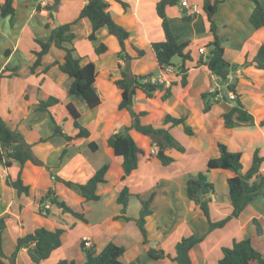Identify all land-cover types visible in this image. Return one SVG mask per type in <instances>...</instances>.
<instances>
[{"label": "crops", "instance_id": "0c3cea01", "mask_svg": "<svg viewBox=\"0 0 264 264\" xmlns=\"http://www.w3.org/2000/svg\"><path fill=\"white\" fill-rule=\"evenodd\" d=\"M2 1L0 0V4ZM17 1H13L15 12L11 19L9 16L0 15V71L5 66L17 68L15 74L7 75L8 71H5L0 75V116L12 129L19 130L24 135L25 140L31 144L33 154L44 165L26 161L21 168L23 182L31 186V193L27 195L17 193L6 184L8 170L0 164V217H3L6 223L1 235L4 254L9 256L15 249L17 238L35 228L45 227L53 230L59 226L65 230L61 235V246L54 249L48 258L33 263L27 249L21 247L16 252L14 264H55L62 258L72 259L81 264L85 261L80 247L82 240H87L88 245H94L96 252H100L108 242L123 246L124 252L119 259L126 264H176L169 258L152 259L147 255V250L162 249L174 255V246L179 239L205 232L203 240L196 243L188 252L192 264H218L222 256V247L231 246L234 240L245 236L251 237L254 248L264 256L263 195L253 197L238 217L231 218L223 226L210 231H207V219L197 203L190 201L186 195L188 178L202 168L205 169L208 158L218 155V141L225 143L231 151L241 152L242 171L248 169L254 150H258V154L263 157L260 171H264V69H257L251 62L257 49L264 45V26L254 28L249 21V15L254 7L253 0H219L212 15V21L224 48V58L231 64L227 81L235 82V92L239 100L252 114L251 121H236L231 128H225L222 119V114L230 108L231 102L219 99L209 112L202 113L203 101L200 94L214 89H218L221 94L223 93L221 86L225 87L224 84L218 83V79L205 65H195V60L200 54L198 48L203 47L207 51L205 45L212 39L209 21L202 10V0H192L197 10L186 22L182 20L183 7L179 3L166 7V16L172 33L178 41H190L187 48L190 49L193 61L187 64L185 86L179 85L178 66L181 59L177 65L172 61L171 65L160 68L151 47L153 42L165 39L161 18L155 10L158 0H122L127 3L126 7L115 0H108L107 10L113 19L129 31V37L125 42L126 51L131 56L136 55L133 46L145 51L143 56L131 60L132 72L135 74L153 72L152 79L165 81L166 85L176 82L171 86V95L165 100L160 98L162 91H157L150 99L146 98L143 92H136L133 97L134 110L147 111V114L141 117V122L148 123L146 119H149L154 111L158 112L161 114V123L155 125L166 127L175 137L176 129L183 130V127L181 124H164L165 114L184 116L189 125L192 123L191 120L197 118L198 123V127L190 125L194 132L192 135L184 132L186 138L195 141L193 142L195 148H190L196 150V153L191 154V163L195 166L190 168L187 166L186 169L180 166L182 161L178 160L179 157L185 159L188 156L189 147L183 145V152L166 148L165 151L174 156V161L163 165L151 157L157 145L148 136L130 130L131 136L144 153L139 155L137 168L125 179H121V158L113 155L106 145L109 134L117 132L122 125L131 123L129 111L117 108L120 91L108 80L110 77H119L121 70L119 64L121 66L124 64L123 60L116 56L120 50L117 39L102 27L95 32L94 40L87 39L89 54H83L78 46L82 41H77L75 27L83 24L85 30L87 28L84 33L87 38L91 31L90 21L84 17L70 27L75 37L71 43L65 45L74 49L73 55L80 57L81 63L91 60L96 68V88L101 102L96 107L89 108L85 101L69 93L72 78L63 73L57 65L43 71L47 64L63 60L64 49L52 44L34 72L30 69L35 60L33 51L39 49L34 38L45 40L52 26L72 22L87 0H60L57 9L52 11V17H48V11L44 6L51 4L53 0H25L23 8ZM258 1L264 8V0ZM37 5H40L39 11L36 9ZM187 13H191L189 9ZM55 20L58 22L57 26ZM46 21L50 22L49 27L45 26ZM199 25L203 26V31ZM24 36L27 38L24 39ZM192 39L195 41L192 42ZM100 43L105 44L107 49L96 54L94 49ZM148 56L153 60L152 65L145 62ZM49 96L58 98L60 102L50 106L48 112L35 113L34 108L38 101ZM194 100H197L196 107H192ZM67 103L73 104L79 111L78 122L89 129L88 138L66 140L61 135H52V128L55 125L67 135L73 136L77 132L65 108ZM98 134L103 137V141L99 143L95 140ZM181 135L183 136L182 133ZM89 140H94L97 144L96 150L88 147ZM63 150L64 154L60 158ZM89 150L103 152L104 160L94 163L88 155ZM198 152L201 153L198 155ZM104 162H108V169L105 181L97 184L96 192L99 195L97 200H85L78 188L68 187L54 179V174H57L76 182H85ZM198 162L199 165H196ZM17 168L18 164L14 162L10 170L14 172ZM232 175V171L222 168L211 169L207 173L208 180L215 187L214 192L206 196L210 199L209 218L213 222L224 218L231 211L226 180ZM219 176L222 188L217 189L215 180ZM124 185H127L131 192L126 207V215L131 217L130 220L115 218L120 214L122 207L116 198ZM49 187L54 189L59 199L80 208L87 221H81L68 212H62L53 204L49 205L48 215L39 214L38 201ZM152 192L154 193L150 204L152 213L145 219L148 241L142 243L141 232L135 222L141 207L137 195L145 198ZM253 218L258 219L260 223L261 234H256L251 222ZM151 241L155 244L151 245ZM70 245L73 246L74 255L69 253ZM74 245L78 251L74 249ZM7 263L8 259L0 257V264ZM250 264L258 263L252 261Z\"/></svg>", "mask_w": 264, "mask_h": 264}, {"label": "trees", "instance_id": "16d2710c", "mask_svg": "<svg viewBox=\"0 0 264 264\" xmlns=\"http://www.w3.org/2000/svg\"><path fill=\"white\" fill-rule=\"evenodd\" d=\"M14 0H3L0 4V15L9 16L10 19L15 12L13 5ZM60 0H53L51 4H46L44 7L48 11V17H52V11L57 9ZM123 7L127 3L122 0H115ZM180 0H158L156 3V13L161 18V24L165 34L163 41H156L151 44L154 51L156 61L160 68H165L172 64V58L179 56L181 63L178 66L179 85L185 86L187 84V71L188 62L193 61L190 49L187 47L190 44L189 40L178 41L177 37L172 33L168 18L166 16V7L176 5ZM192 4V0H189ZM219 0H202V10L209 21L212 39L205 45L207 52L204 56L200 53L195 60V65H205L206 68L215 75L219 84L225 85L223 93L220 91L212 90L209 92H202L200 97L203 101L202 113H207L212 105L223 99L232 103L230 108L222 114L223 125L225 128H231L236 121L249 122L252 120V114L244 107L243 103L239 100L235 92V82H228V74L231 70V64L224 58V48L221 44L220 38L217 34L216 27L212 21V15L217 9ZM254 7L249 15V21L254 28L264 26V8L258 0H253ZM108 1L104 0H87V2L80 9L77 17L69 23H63L57 27L52 26L47 39L41 40L34 38L35 42L39 45L38 50H34L35 60L30 69L34 72L37 65L40 64L42 56L47 53L50 46L54 44L58 48L65 51L63 60L53 61L47 64L43 71L45 72L52 65H57L58 68L69 77L72 78L69 86V93L75 95L81 100L85 101L89 108H94L101 102L100 96L97 92L96 86V68L93 61L81 63V58L73 55V48L67 47L66 43H71L75 37L74 32L71 31V25L76 23L81 18H88L91 24V31L87 35V39L94 40L95 32L104 27L108 33L113 35L119 45L120 50L116 53L117 58L122 59L124 64H119L120 75L117 78L110 77L108 80L117 90L120 91V100L117 104L118 109H126L131 116V123L129 125H122L115 133H111L106 138V145L112 151L113 155L121 158L122 175L121 179H125L134 169L137 168L139 162V155L143 154L135 139L131 136L130 130L148 136L156 145V151L151 155L152 158L157 159L161 164L168 165L174 161L173 156L169 155L165 150L166 148H174L183 152L184 146L180 144L169 130L164 126H154L150 123H142L141 117L147 114L146 110L136 111L133 108V97L137 91L143 92L146 98L150 99L157 91H162L160 96L161 100L167 99L171 95V86L176 82H170L166 85L165 81L157 78L152 79L153 72H145L135 74L131 70V60L134 57H141L144 55V49L133 46L136 53L131 56L125 47V42L129 37V31L117 23L111 16ZM40 10V5L36 8ZM188 8L182 9V20L184 22L191 19L192 13H187ZM46 27L50 26V22L46 21ZM105 44H98L94 52L100 54L106 51ZM7 51V50H6ZM199 52V51H198ZM246 62V61H244ZM257 69H264V45H261L252 61ZM5 71L6 74H15L17 72L16 66H5L1 71L2 75ZM228 92H233L235 97L229 98ZM60 100L54 96H49L44 100H39L34 108L35 113L48 112L49 107L59 103ZM65 108L72 118L73 126L77 128L75 135H67L61 131L60 127L55 125L52 128V135H61L66 140H71L79 137L88 138L90 131L87 127L78 122L80 116L79 111L73 104H65ZM164 124L178 125L181 124L183 131L187 135H192L193 129L187 124L184 116H173L169 113L163 117ZM45 138H40L44 140ZM88 147L91 150L97 149V144L94 140H89ZM218 155L210 157L206 161L205 169L198 171L195 176L188 178L186 183L187 198L197 203L198 208L207 219L208 230L210 231L216 227L223 226L228 220L238 217L241 211L256 195L264 196V171H260V164L263 157L258 154V150H254L252 154L251 164L246 171H242L241 152L231 151L227 145L221 141L217 142ZM64 150L60 158H62ZM26 161H30L35 165H44V163L37 158L32 150L31 144L28 143L24 135L16 129H12L6 121L0 116V164H2L8 171L5 178L6 184L14 188L17 193H24L29 195L31 193V186L23 182L21 178V168ZM18 164L17 170L12 172L10 170L12 164ZM222 168L228 169L233 172V175L226 180L229 203L231 206L230 213L218 221H211L209 218V201L206 197L208 194L214 192V184L208 180L207 173L211 169ZM108 169V162H104L96 171L85 181L76 182L71 179H66L54 174V179L62 182L68 187L78 188L81 196L85 200H97L99 195L96 192L97 184L105 181V173ZM131 192L127 185H124L118 195L117 202L122 205L121 212L115 216L122 217L130 220L131 217L126 215V207ZM139 197L141 207L139 209L138 217L135 222L141 232L142 243L147 242V231L145 228L146 216L152 213L151 201L154 193H150L147 197ZM56 205L62 212H68L77 219L86 222L87 218L84 212L76 206L67 204L64 200L59 199L52 187H49L38 201L37 212L42 215L49 214V205ZM48 205V206H46ZM258 234L262 233L261 225L258 219L251 220ZM6 227L3 217H0V257L9 260L7 264H14L16 252L25 247L27 253L33 263H39L49 257L51 252L61 246V235L65 231L62 227H55L53 230L46 229L45 227H37L33 231L18 237L15 243L14 251L6 256L2 248V231ZM206 233V232H205ZM204 234L189 235L179 239L174 246L175 254L164 252V250H156L149 248L147 255L152 259L169 258L176 262V264H192L189 257V250L196 243L203 240ZM82 252L84 253L85 261L81 264H126L122 262L119 257L124 252L123 246L117 245L113 242H108L100 252H96L94 245H86L82 240L80 243ZM255 261L258 264H264V256L252 245L250 236H245L239 240H234L231 246L222 247V256L218 260V264H250ZM55 264H78L72 259L62 258Z\"/></svg>", "mask_w": 264, "mask_h": 264}, {"label": "rangeland", "instance_id": "374dc122", "mask_svg": "<svg viewBox=\"0 0 264 264\" xmlns=\"http://www.w3.org/2000/svg\"><path fill=\"white\" fill-rule=\"evenodd\" d=\"M17 3H19L20 4V6H21V8H23L24 7V4L26 3L25 2V0H18L17 1ZM9 19H10V17H9ZM199 28H200V30L201 31H203V26L202 25H199ZM86 30H87V28H86ZM86 30H85V26L83 25V24H79V25H77L76 27H75V31H76V33H77V41L79 40H81L82 42L78 45L79 46V49L82 51V52H84L83 54H89V52H88V46H87V44H88V40H87V38H86V36H85V32H86ZM90 30V29H89ZM40 31H41V29L39 30V33H40ZM25 38H27V36H24V39ZM193 40L194 39H192V42H193ZM195 41V40H194ZM150 56V55H149ZM146 57V59H145V62H147V65H152V62H153V60L152 59H150V57ZM89 57V56H88ZM172 61H173V63H175L176 65L180 62V58L178 57V56H174L173 58H172ZM221 89H222V92H224V90H225V87L224 86H221ZM198 99H200V97L198 98ZM193 106L192 107H196L197 106V100H194V102H193V104H192ZM160 111V110H159ZM160 115L161 114H159L158 112L157 113H155V111H154V113H152V115L150 116V118L149 119H146L147 120V122L148 123H150L151 125H154V126H158V125H155V123H158L159 122V125H160V123H161V118H160ZM200 118V117H199ZM192 121V123L190 124L192 127H198L197 125H198V123H197V118H194L193 120H191ZM97 132V131H96ZM98 133V132H97ZM176 133H177V136L175 137V135H174V137H175V139L177 140V141H179V143H181L182 145H184V146H187V147H189V149H188V156H186L185 157V159H180V157H179V160H178V162H181V164H180V166L181 167H183V168H185L186 169V167L188 166L189 168L190 167H194L195 165L193 164L192 165V163H191V154L192 153H196V150L195 149H193V148H195V145H194V143H195V141H191L190 139H188V138H186V134L184 133V131L182 130V129H176ZM181 133L183 134V136L181 135ZM173 134V133H172ZM148 138V137H147ZM103 137H102V135L101 134H98L97 136H96V138H95V140L99 143V142H102L103 140ZM194 142V143H193ZM145 143V142H144ZM143 143V144H144ZM146 144V143H145ZM147 145H148V143H147ZM190 147H193V148H190ZM177 152H178V150H177ZM199 153H201V152H198L197 154L199 155ZM89 157H90V159L94 162V163H96V162H99V161H103L104 159V157H105V155H104V153L102 152H100V151H93V152H91L90 150H89ZM171 155V154H170ZM171 156H173V155H171ZM174 157V156H173ZM177 159H178V157H177ZM198 159H200V157L198 156ZM187 160H189V161H187ZM196 165H199V162L196 164ZM198 167V166H197ZM202 169H204V168H202ZM202 169H201V171H202ZM199 170V169H198ZM115 171L113 170V173H114ZM115 174V173H114ZM197 174V173H196ZM195 174V175H196ZM195 175H193V176H195ZM191 177V176H190ZM221 177L219 176L216 180H215V182L217 183V189H219V188H222V186H221ZM256 232V231H255ZM256 234H257V232H256ZM70 242H72V239H71V241ZM75 244H76V241H75ZM71 247H70V249H69V253L71 254L72 253V255H74L75 254V251H73V246L72 245H70ZM74 249L76 250V251H78V249L77 248H75V245H74Z\"/></svg>", "mask_w": 264, "mask_h": 264}, {"label": "built area", "instance_id": "2783aa9c", "mask_svg": "<svg viewBox=\"0 0 264 264\" xmlns=\"http://www.w3.org/2000/svg\"><path fill=\"white\" fill-rule=\"evenodd\" d=\"M104 1H108V0H104ZM179 4L182 7L188 8L191 13H193L197 10L196 5L190 4L189 0H180ZM198 51H199V53H202V54H206V52H207L206 49L203 47H199ZM228 96H229V98L233 99L235 97V94L233 92H228ZM46 206H48V205H46ZM84 241H85V244L88 245V242H86L87 240H84Z\"/></svg>", "mask_w": 264, "mask_h": 264}, {"label": "water", "instance_id": "95a60500", "mask_svg": "<svg viewBox=\"0 0 264 264\" xmlns=\"http://www.w3.org/2000/svg\"><path fill=\"white\" fill-rule=\"evenodd\" d=\"M54 22H55V25L57 26L58 25L57 20H55ZM152 243L155 244V242L151 241L150 244L152 245Z\"/></svg>", "mask_w": 264, "mask_h": 264}]
</instances>
